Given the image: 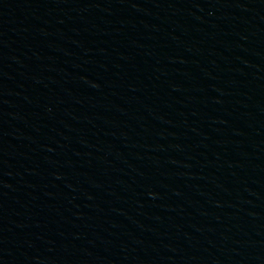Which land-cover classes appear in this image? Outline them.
Instances as JSON below:
<instances>
[{"label": "water", "instance_id": "95a60500", "mask_svg": "<svg viewBox=\"0 0 264 264\" xmlns=\"http://www.w3.org/2000/svg\"><path fill=\"white\" fill-rule=\"evenodd\" d=\"M0 264H264V0H0Z\"/></svg>", "mask_w": 264, "mask_h": 264}]
</instances>
